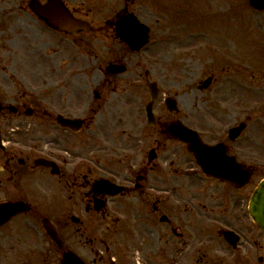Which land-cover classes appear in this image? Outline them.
<instances>
[{"label":"flooded vegetation","instance_id":"flooded-vegetation-1","mask_svg":"<svg viewBox=\"0 0 264 264\" xmlns=\"http://www.w3.org/2000/svg\"><path fill=\"white\" fill-rule=\"evenodd\" d=\"M64 1L94 29L68 34L48 26L30 0L20 1L18 11L0 2V194H7L0 201L31 206L12 218L20 224L0 227V264H63L68 253L72 264H264V229L250 209L264 179H257L264 173V74L254 83L247 60L238 57L233 7L221 38L191 44L196 58L180 103L169 110L161 86L150 121L140 74L108 69L125 64L122 51L113 52L94 85L79 79L84 72L73 69L71 47L77 36L99 38L106 30L123 43L114 30L119 15L145 21L138 10L157 0H119L108 16L104 11L115 6L108 0ZM183 1L177 7L193 13L195 0L187 9ZM204 58L213 63L206 66ZM206 70L212 72L204 76ZM148 93L150 99L149 87ZM60 117L75 123L64 126ZM178 124L183 138L171 129ZM209 160L254 173L238 187L207 175L202 162ZM27 218L32 227L24 226ZM46 221L59 232L56 240ZM128 223L133 239L113 240L110 234Z\"/></svg>","mask_w":264,"mask_h":264},{"label":"rangeland","instance_id":"rangeland-1","mask_svg":"<svg viewBox=\"0 0 264 264\" xmlns=\"http://www.w3.org/2000/svg\"><path fill=\"white\" fill-rule=\"evenodd\" d=\"M4 1L15 11H18L20 7L18 3L22 0H0L1 3ZM182 1L183 0H157V3L155 6H152V8L142 6L138 10L140 16L144 18L145 22H147L152 29V39L150 43L138 53L131 51L130 48L127 50L123 46V43L117 40L114 34L109 30L105 32L102 31L103 35H100L99 38L89 35L77 36L75 45L71 48L76 56L75 67L73 66V69L77 72H84L79 79L86 82L90 81L94 85L97 81H102V68L105 70V66L108 64L107 61L117 56L120 50L122 51L124 62L128 66L125 74L132 76V72H135V77H138V74H140L139 78L142 84L140 91L141 103L149 100L146 81L150 78L157 80L162 86L164 91L162 96L168 94L180 103L184 92L183 79L185 76H192L193 69L191 68L196 58L195 54H192L190 50L191 44L197 43V45H200L202 41L212 43L218 36L221 38L220 33L223 26L230 22V18L227 14L229 12L226 10V7L228 6V2L232 1L231 3H233V5L229 4L233 9L230 10L231 12L233 11L235 17L234 20H231V23L234 25L235 31L238 32L234 45L235 49L239 55L238 57H241L242 60H244V58L247 60L246 66H248L247 75L249 79L254 81V83L257 81L260 82L259 80L261 79L259 78L262 73L264 74V12L251 10L246 3L241 5V0H195L194 6L192 7L193 13L190 11L186 13V11H183L182 7H177L183 4L184 1ZM108 2L114 3L115 6L110 5L108 9L105 8L107 9L104 11L106 16L109 15L110 11L114 9L117 10L120 7L119 0H108ZM190 3V1L186 0V9ZM224 10H226V13L223 12ZM202 11H205L204 15ZM200 15H203V18H201ZM102 16L105 15L102 14ZM103 25L105 27V24ZM186 36L190 37L187 38ZM196 37L199 40H194ZM187 40L192 42H188ZM205 47L201 52L206 51ZM113 52L117 54L114 55L115 53L113 54ZM187 53H190L194 58L188 60ZM203 60H205V58ZM207 60H205L206 66L213 63ZM188 62L190 63L188 64ZM201 62L203 64L202 60ZM147 70L151 71V77L146 75ZM211 72L210 70H206L204 76ZM126 75L121 76V78L123 80H132L133 77L129 78L126 77ZM187 89L188 92L191 93V85ZM87 96L88 100L91 95L88 93ZM258 174L260 175H258L257 179L262 177L264 173L260 171ZM28 181L29 184L32 185L33 180ZM6 195V193H1L0 197ZM25 217L26 216H23V218ZM17 224L20 223L17 221L14 223L12 222L10 227L12 225V227H14V225ZM23 224L24 226L32 227L34 223L30 218H27L23 221ZM129 224L130 223L127 224L126 231L121 229L119 232L111 233L112 239L117 240L119 236H121L122 238L120 240L124 239L126 243L130 242L134 236V226L132 224L129 226ZM6 230H10V228H6ZM146 236V240L148 241L149 235L146 234ZM112 251H118V247L114 248ZM209 264H213V262Z\"/></svg>","mask_w":264,"mask_h":264},{"label":"water","instance_id":"water-1","mask_svg":"<svg viewBox=\"0 0 264 264\" xmlns=\"http://www.w3.org/2000/svg\"><path fill=\"white\" fill-rule=\"evenodd\" d=\"M250 3L258 9H264V0H249ZM31 8L38 13L50 26L64 30L66 32H79L82 30H90L92 27L89 22L75 17L62 0H47L45 4H41L37 0L31 1ZM116 32L123 40L127 41L133 49L142 48L149 38V28L141 23L138 19L128 15L123 16L118 22ZM118 69L117 71H121ZM152 100L149 102L147 110L152 114L154 100L158 93L155 83L151 84ZM169 106L174 105L173 101L168 102ZM175 136L183 137L184 133L180 126L172 128ZM198 155L196 145L191 147ZM198 150V151H197ZM204 170L210 174L234 181L237 185L242 186L247 182L252 171L245 169L239 165L224 166L219 164L214 166L211 160L202 162ZM218 164V163H217ZM28 205L24 202L8 201L0 204V224L7 221L13 214L18 211L27 210ZM251 212L254 219L264 227V180L259 184L254 192L251 202ZM50 235H54L49 231ZM64 264H72L71 258L68 256L64 259Z\"/></svg>","mask_w":264,"mask_h":264}]
</instances>
